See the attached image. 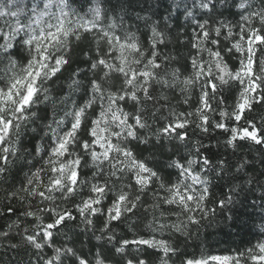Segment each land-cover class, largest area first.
I'll list each match as a JSON object with an SVG mask.
<instances>
[{"label":"snow or ice","instance_id":"obj_1","mask_svg":"<svg viewBox=\"0 0 264 264\" xmlns=\"http://www.w3.org/2000/svg\"><path fill=\"white\" fill-rule=\"evenodd\" d=\"M217 2L199 0L198 6L211 13ZM108 4L109 0H0V177L15 160L31 165L20 187L8 196L26 203L23 215L33 218V227L23 229L24 245L42 256L52 248L43 264H107L103 251L89 259L73 246L54 247L55 233L77 218L93 230L99 221L102 236L96 239L106 236L112 243L113 227L133 217H138L134 231L151 216L146 226L152 233L190 236V227L214 215L216 209L206 206L211 183L206 173L223 172L226 162L213 165L210 156L202 154L209 146L202 140L193 145L189 128L201 134L219 130L226 147L235 151L248 144L264 157V115L259 122L249 115L258 106L264 108V0L259 7L254 0H232L239 9L235 24L212 16L197 21L180 66H174L180 64L178 55L161 51L167 47V25L152 24L150 36H138L124 28L115 6L109 15ZM185 11L195 19L187 6ZM89 37L90 47L80 54L88 57L91 76L73 71L68 91L61 89L53 96L52 84ZM157 86L159 96L154 94ZM177 91L189 108L168 107L163 116L165 105L157 104H167ZM49 102L52 114L42 117L38 106ZM38 121L43 123V142L28 152L23 136L29 128L37 132ZM150 121L159 127L145 135L142 130L151 128ZM153 135L158 144L178 141L189 149L187 156L169 158L167 167L174 173L162 174L150 157L133 147V141L152 143ZM247 166L243 160L236 171ZM233 203L229 196L218 206ZM6 211L15 209L6 205ZM132 245L155 250L161 264H170L178 247L170 239L134 235L116 241L114 254H124ZM117 264L148 262L121 255ZM182 264H264V225L255 243L234 254L201 253Z\"/></svg>","mask_w":264,"mask_h":264},{"label":"trees","instance_id":"obj_2","mask_svg":"<svg viewBox=\"0 0 264 264\" xmlns=\"http://www.w3.org/2000/svg\"><path fill=\"white\" fill-rule=\"evenodd\" d=\"M216 2V0H214ZM257 7L260 6V0H254ZM199 0L193 4V0H109L108 11L112 16V6H115V16L123 17V26L131 32L140 36L145 33L150 36V25L154 24L160 28L167 25L165 32L167 34V47H162L161 51L166 54H171L180 58V66L184 63L182 57L188 55V48L186 46L188 37L192 35L196 22H204L209 16L217 19H224L235 24L239 21V9L232 6V0H228L225 4L223 0L216 3L214 12L209 13L199 6ZM185 6L190 9L195 19L187 17ZM150 23L146 25L145 21ZM191 21V22H190ZM141 39L143 37L141 36ZM89 37L83 40L73 55L72 63L63 71L60 78L55 80L52 84L53 96H56L61 89L67 92V85L69 83V75L73 71H79L83 75L88 72V64L86 55H81V49L87 51L90 47ZM205 58L206 54H205ZM167 92V90H164ZM155 95H160V89L157 86ZM195 98H193V103ZM164 104L161 109L163 116L168 115V107L180 111L189 108L180 98L177 91L175 96L169 95V102ZM149 111L152 110V102L147 105ZM40 115L43 117L47 114L49 117L52 114L53 105L49 102L47 104H40L38 106ZM257 118L264 115V108L257 107L256 111L249 114ZM163 117L160 118L159 123H163ZM151 128L144 131L145 135H149L153 130L159 127V123L152 122ZM37 132H32L31 128L23 136V144L28 150L32 152L36 145L41 144L43 132L39 131L43 127L41 121L37 122ZM189 136L192 137L191 143L194 145L196 141L202 140L208 150L202 154L209 155L212 159L213 165L218 161L224 160L226 162L223 172L215 171L206 173L211 181L210 195L207 201V208H215L214 215H210L207 219L201 221L199 226L190 227V236L181 235L179 233L171 234L152 233L146 226L151 216L141 222L136 230H133V222L138 217H133L132 220L119 223L113 227L116 240L109 243L106 236L97 240V236H102L98 230L100 222L96 221V229L86 228L80 218L70 223L68 228L61 229L60 232L55 233L54 247L73 246L78 251H82L89 259H93L97 253L101 251L108 257L107 264H117L120 261V256L124 255L125 259L138 257L145 259L148 264H161L158 258L159 253L153 249H147L145 246L139 248L135 245L130 246L125 250L124 254H114L113 245L116 244L121 237L132 239L134 235L149 236L155 235L156 238L170 239L173 246L177 247V252L172 255L170 264H182L185 258L195 256L199 258L201 253L212 254H229L235 253L236 249H244L249 243H255L257 236L260 235V227L264 225V157H262L256 148L244 144L242 147L233 151L232 148L226 147L224 143V134L219 130L210 131L207 134H201L198 129L194 127L189 128ZM133 147L138 153L150 157L151 162L157 167L162 174L173 172L174 169L168 168L169 158L177 159L181 156H187L189 149L185 148L180 142H169L165 140L163 145L155 142V136H152V143L148 145L137 144L133 141ZM147 149V150H146ZM39 158H36L38 160ZM33 160V163H36ZM248 161L246 169L240 172L236 171V167L243 161ZM37 167L39 164L37 163ZM31 165L26 163L24 159L15 160L10 166L8 172L4 177H0V264H43V256H47L52 252V248H46L41 253L36 252L30 247H26L22 242L23 229L32 228V217H25L23 215L26 203L19 200L9 198L8 193L14 188H19L21 181L24 180L25 174L29 172ZM173 179L175 176L173 175ZM252 181L249 183V181ZM231 196L234 203L221 209L218 206L220 200H226ZM107 203V201L105 202ZM6 205H10L15 209L14 213L6 211ZM35 211V208L32 209ZM73 212L75 209L73 207ZM78 215V214H77ZM141 214H138V216ZM231 217V219H229ZM47 219V217H45ZM172 219H175L173 216ZM18 245L13 248L11 245Z\"/></svg>","mask_w":264,"mask_h":264}]
</instances>
